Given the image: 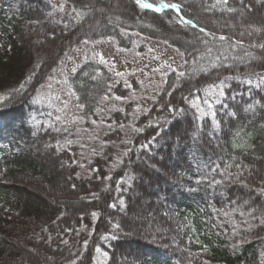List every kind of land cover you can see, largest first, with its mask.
<instances>
[{"label":"trees","instance_id":"obj_1","mask_svg":"<svg viewBox=\"0 0 264 264\" xmlns=\"http://www.w3.org/2000/svg\"><path fill=\"white\" fill-rule=\"evenodd\" d=\"M146 2L179 13L0 0V264H264V0ZM143 40L181 58L145 111L94 59L65 80L73 124L39 102L72 54Z\"/></svg>","mask_w":264,"mask_h":264},{"label":"rangeland","instance_id":"obj_2","mask_svg":"<svg viewBox=\"0 0 264 264\" xmlns=\"http://www.w3.org/2000/svg\"><path fill=\"white\" fill-rule=\"evenodd\" d=\"M107 5L113 6L112 2L105 3V6ZM241 10L243 9L241 8ZM7 33L8 28L0 25V48L5 42ZM142 43L145 45L144 53H137L132 49L127 53L117 54L112 43L107 41L87 46L83 50L72 54L67 62L58 69L55 76L41 88L39 102L50 105L59 117L69 124H73L75 121L73 99L65 88V80L84 61L94 59L95 63L108 67L115 79L121 78L124 82H127L131 78H136L139 81L141 87L136 100L140 103L141 109L139 110L145 111L160 89L165 75L181 64V58L178 53L165 46L144 40ZM244 81L264 86V75L247 78ZM53 183L55 193L61 187L62 189L65 187L60 177L55 178ZM52 195L54 194L50 192L49 197ZM138 217L140 220H144L142 216ZM148 223L150 222L146 220L147 226H149ZM136 224H139V222H136Z\"/></svg>","mask_w":264,"mask_h":264},{"label":"snow or ice","instance_id":"obj_3","mask_svg":"<svg viewBox=\"0 0 264 264\" xmlns=\"http://www.w3.org/2000/svg\"><path fill=\"white\" fill-rule=\"evenodd\" d=\"M224 2L226 3L227 0H224ZM135 3L139 6V8H140L141 10H144V9H151V10H153V11L158 12L160 8H171V9H173V10H176L177 12L179 11V6L176 5V4H162V5H159L158 7H155L153 4L146 2V0H135ZM181 20H182V22H183L184 24L191 23V22L188 21V20H183V18H181ZM193 26H194V25H193ZM201 31H204V30L201 29ZM221 39H224V38L221 37ZM173 71H174V70H173ZM180 75L183 76L184 73H180ZM220 95L222 96V95H223V92H221ZM116 99H120V98H119V97H116ZM185 99H187V97H185ZM209 106L211 107V105H209ZM249 107H251V106H249ZM169 111L171 112V111H173V109L170 107V108H169ZM214 116H215V113H213V117H214ZM121 127H123V125H121ZM136 131L139 132V131H141V129H136ZM157 135H159V133H157ZM154 140H155V137H153L152 140L148 141L147 144H143V145H141V147L144 148V149H147V148H148V145L151 144V143H153ZM216 183H219V181H216ZM121 203H123V202L121 201ZM93 215H95V214H93ZM97 251H99V249H97Z\"/></svg>","mask_w":264,"mask_h":264},{"label":"bare ground","instance_id":"obj_4","mask_svg":"<svg viewBox=\"0 0 264 264\" xmlns=\"http://www.w3.org/2000/svg\"><path fill=\"white\" fill-rule=\"evenodd\" d=\"M176 129L177 130L179 129L178 128V123H174L173 125H171L170 128H169V132L173 133L174 131H177ZM165 135H166L165 133L161 134L162 137H164ZM144 169H145L146 174H151V170L149 168L145 167ZM151 175H153V173ZM145 202H147V201L145 200V198L142 195L134 196L133 199H132V203L134 205L139 206V207H142L143 205H146Z\"/></svg>","mask_w":264,"mask_h":264},{"label":"water","instance_id":"obj_5","mask_svg":"<svg viewBox=\"0 0 264 264\" xmlns=\"http://www.w3.org/2000/svg\"><path fill=\"white\" fill-rule=\"evenodd\" d=\"M168 8H165L164 10H167Z\"/></svg>","mask_w":264,"mask_h":264}]
</instances>
